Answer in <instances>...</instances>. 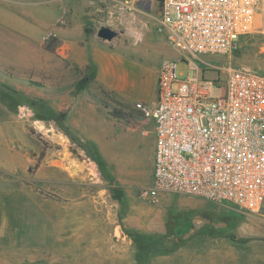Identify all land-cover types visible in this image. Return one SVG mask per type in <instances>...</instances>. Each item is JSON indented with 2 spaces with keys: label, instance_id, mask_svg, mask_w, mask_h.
I'll return each instance as SVG.
<instances>
[{
  "label": "rangeland",
  "instance_id": "374dc122",
  "mask_svg": "<svg viewBox=\"0 0 264 264\" xmlns=\"http://www.w3.org/2000/svg\"><path fill=\"white\" fill-rule=\"evenodd\" d=\"M160 4L0 0V264H222L230 247L225 264H264V204L239 215L204 198L139 196L151 185L153 123L135 108L147 96L123 86L147 87L161 60L181 57L156 31ZM100 26L117 36L100 40ZM215 60L264 74V38L242 36Z\"/></svg>",
  "mask_w": 264,
  "mask_h": 264
},
{
  "label": "built area",
  "instance_id": "2783aa9c",
  "mask_svg": "<svg viewBox=\"0 0 264 264\" xmlns=\"http://www.w3.org/2000/svg\"><path fill=\"white\" fill-rule=\"evenodd\" d=\"M156 31L181 57L160 61L155 101L135 104L152 121L154 138L151 185L139 196L156 203L162 193L184 195L258 213L264 204V74L220 67L215 58L229 54L242 36L264 38V0H162ZM183 60L185 75L177 71ZM206 71L215 79H205Z\"/></svg>",
  "mask_w": 264,
  "mask_h": 264
},
{
  "label": "crops",
  "instance_id": "0c3cea01",
  "mask_svg": "<svg viewBox=\"0 0 264 264\" xmlns=\"http://www.w3.org/2000/svg\"><path fill=\"white\" fill-rule=\"evenodd\" d=\"M161 9V7H160V5H159V10ZM108 11H109V9H107ZM123 7L120 5V6H115L114 8H113V12L114 13H116V17H114L115 18V20H117L118 22H120V20L123 18V16H124V14H123ZM148 22H149V25H150V29L149 30H152V27H153V25H155V22H154V24L153 23H151L150 22V20H148ZM168 54H169V57H172L173 56V54L170 52H166V55L168 56ZM166 59H168V58H166ZM171 59V58H170ZM179 59V58H178ZM177 59V60H178ZM173 60V59H172ZM160 63V62H159ZM158 67V66H157ZM142 70H144L143 68H142ZM144 71H147V72H149L150 74H151V72L153 71V70H151V69H147L146 68V70H144ZM141 72V71H140ZM155 73H157V68H156V70H155ZM203 76H204V78L205 79H208V80H213V79H215V77H216V74L214 73V72H211V71H206V72H204V74H203ZM155 86H156V76H154L153 77V80H152V83H151V85H147V87H144L143 86V82L138 78V79H134L133 81H130L129 83H126L124 86H123V89H127L126 87H133V90H135V89H138V90H140V91H142L146 96H147V98H145L144 100H145V102L146 103H148V104H151V103H153L154 101H155V97H156V94H155ZM132 90V91H133ZM142 101V100H141ZM141 101H139V102H141ZM146 122H148V120H145ZM153 130V129H152ZM153 134V133H152ZM153 137V136H152ZM153 153H154V138H153V151H152V157H153ZM220 205H222V204H220ZM230 210V209H229ZM230 211H232V210H230ZM240 214H242L243 215V213H239V215ZM230 250H226L225 248H222V264H225V262L224 261H227V260H229V259H231L232 261H234V260H236V251L235 250H232L233 249V247H230L229 248ZM174 255H175V253H174ZM173 256V255H172ZM173 257H175V256H173ZM167 259H172V258H168V255L167 256H161V258H156V261H167ZM179 259H181V257H179ZM228 263V262H227ZM231 264H233V263H231Z\"/></svg>",
  "mask_w": 264,
  "mask_h": 264
},
{
  "label": "trees",
  "instance_id": "16d2710c",
  "mask_svg": "<svg viewBox=\"0 0 264 264\" xmlns=\"http://www.w3.org/2000/svg\"><path fill=\"white\" fill-rule=\"evenodd\" d=\"M157 1L161 3L162 0H157ZM86 33H89V30H86ZM95 75H96L95 67L91 66L86 71L85 77L82 79L81 85L86 86L90 81H92L95 78ZM110 113L113 117H115L117 119H126V118L130 117L129 114L124 113L121 110L114 109V108L111 110ZM98 163H100L99 160H98ZM121 196H122V192L120 190H115V198L120 200ZM134 235L132 237L134 238V241L137 242L138 236L136 234H134Z\"/></svg>",
  "mask_w": 264,
  "mask_h": 264
},
{
  "label": "water",
  "instance_id": "95a60500",
  "mask_svg": "<svg viewBox=\"0 0 264 264\" xmlns=\"http://www.w3.org/2000/svg\"><path fill=\"white\" fill-rule=\"evenodd\" d=\"M96 35L102 41H112L117 36V32L110 27L100 26Z\"/></svg>",
  "mask_w": 264,
  "mask_h": 264
}]
</instances>
